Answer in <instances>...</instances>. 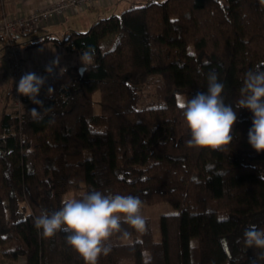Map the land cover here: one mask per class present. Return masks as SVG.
Returning a JSON list of instances; mask_svg holds the SVG:
<instances>
[{"label":"trees","instance_id":"obj_1","mask_svg":"<svg viewBox=\"0 0 264 264\" xmlns=\"http://www.w3.org/2000/svg\"><path fill=\"white\" fill-rule=\"evenodd\" d=\"M21 32L30 37L19 43L13 36L20 50L52 43L90 52L93 66L55 67L37 97L43 109L21 96L24 112L14 115L7 93L0 111V248L7 259L84 264L65 232L45 238L34 220L59 210L70 191L73 198L100 191L173 210L160 213L155 227L146 218L145 234L122 225L130 235H114L98 264H264V250L243 239L251 225L264 230V152L248 143L252 113L237 110L225 149L190 147L178 99L206 91L215 72L235 108L245 73L264 70V0H141L85 31ZM143 85L154 89L143 92ZM33 108L42 119L33 120Z\"/></svg>","mask_w":264,"mask_h":264},{"label":"clouds","instance_id":"obj_2","mask_svg":"<svg viewBox=\"0 0 264 264\" xmlns=\"http://www.w3.org/2000/svg\"><path fill=\"white\" fill-rule=\"evenodd\" d=\"M80 61L82 72H88L93 66V56L88 51L82 52ZM58 65L57 57L46 66V73L52 75ZM46 80V76L26 72L21 76L16 90L43 109V102L37 97ZM53 92L52 87L47 89L49 97ZM223 93V83L212 72L207 76L206 91H198L191 98H182L181 110L190 134L188 146L225 149L234 139L237 110L243 108L253 115L248 143L257 153L264 152V70L245 73L235 108L225 102ZM29 113L33 120L43 118L42 112L36 108ZM261 179L264 180V177ZM143 207V201L138 196L91 191L80 198L64 199L59 210L51 214L42 211L35 217L34 226L45 238L54 237L60 231L65 232L67 245L82 257L84 264H98L101 255L106 256L111 251V238L114 235L120 234L121 238L130 235L122 225H128L139 234L146 233L147 219L143 215ZM243 239L247 247L264 250V230L257 229L255 225L245 229Z\"/></svg>","mask_w":264,"mask_h":264},{"label":"built area","instance_id":"obj_3","mask_svg":"<svg viewBox=\"0 0 264 264\" xmlns=\"http://www.w3.org/2000/svg\"><path fill=\"white\" fill-rule=\"evenodd\" d=\"M112 1L114 0H49L45 6H39L28 11L18 10L0 17V36L7 40L8 49L6 55L12 79L10 100L7 108L14 115L24 112L21 95L17 92L16 88L22 73L31 68L33 60L32 56L31 58H27L14 44L13 36L24 30L46 27L49 24L59 22L67 15L94 6L108 5ZM42 71L43 75L47 78L57 74L56 68H54L52 75H48L44 67Z\"/></svg>","mask_w":264,"mask_h":264},{"label":"crops","instance_id":"obj_4","mask_svg":"<svg viewBox=\"0 0 264 264\" xmlns=\"http://www.w3.org/2000/svg\"><path fill=\"white\" fill-rule=\"evenodd\" d=\"M136 1L141 0H115L113 3H110L108 5L94 6L85 10H80L71 15L65 16L62 20L57 23L47 25L45 29L60 35L65 34L69 29L85 30V28L87 29L89 25L98 17L106 16L114 12L117 13L118 10H123L124 8L128 7ZM48 2L49 0H0V17L5 14L14 13L18 10L28 11L39 6H45ZM37 33H41V30L34 31L32 35ZM16 35V41L19 43L24 41L26 38L30 37V34H25L23 32H19ZM1 45H5L3 49L5 50L6 56V50L8 49V47L6 45L5 39L2 37H0V46ZM60 48L62 50L60 53L61 55H65V53H72L70 51H65L62 46H57L52 43L30 49L21 48V51L25 56H28L32 53L36 54V52L38 51L42 60H50L51 62L58 57L59 65L57 67H62V65L64 66L62 62L63 59H61V55L58 54V50H60ZM8 91H10L9 88L7 89V92L3 97V104L6 100Z\"/></svg>","mask_w":264,"mask_h":264},{"label":"rangeland","instance_id":"obj_5","mask_svg":"<svg viewBox=\"0 0 264 264\" xmlns=\"http://www.w3.org/2000/svg\"><path fill=\"white\" fill-rule=\"evenodd\" d=\"M114 1H112L111 3H113ZM120 12H121V10H118V13H120ZM85 30H86V28H85ZM85 30H79V31H85ZM3 47H5V45L0 46V108L3 105V97H4L5 93L7 92V89L8 88L10 89V87L12 85L11 69H10L8 57L5 56V50L3 49ZM61 51L62 50L60 48V50H58V52H59L58 54H60ZM36 55L32 53L26 57L31 58V56H32L33 65L31 67L33 68L34 71L37 72L38 76L43 77L44 75H43V71H42L43 68L42 67H44V69H45L46 66L51 63V61L50 60L49 61L48 60H42L38 51L36 52ZM61 59H63L62 62L64 65L72 63V62H81L80 61V55L75 54L73 52L72 53H65V55L62 54ZM153 89H154V87L152 85L151 86L143 85L141 88V90L143 92L144 91H151ZM98 95H99L98 91H95L93 94V98L95 100L94 105H95L96 110H98V108H99L98 102H97V99L99 97ZM182 98H183V96L179 94L178 99L182 100ZM73 192L74 191H70L69 193H67V195H66L67 198H69V197L73 198ZM172 210H173V207L170 204L164 203V202L163 203H157V204H151V205H144L143 215L146 218L150 219L149 223H151V225L155 227L157 224V218L159 217V214L162 212H167V211H172ZM23 262H24L23 258H19L16 262L10 261L9 259H7L3 255V248H0V263L23 264Z\"/></svg>","mask_w":264,"mask_h":264},{"label":"snow or ice","instance_id":"obj_6","mask_svg":"<svg viewBox=\"0 0 264 264\" xmlns=\"http://www.w3.org/2000/svg\"><path fill=\"white\" fill-rule=\"evenodd\" d=\"M179 106H180V107H182L183 105H182V104H180Z\"/></svg>","mask_w":264,"mask_h":264},{"label":"bare ground","instance_id":"obj_7","mask_svg":"<svg viewBox=\"0 0 264 264\" xmlns=\"http://www.w3.org/2000/svg\"><path fill=\"white\" fill-rule=\"evenodd\" d=\"M10 90H11V87H10Z\"/></svg>","mask_w":264,"mask_h":264},{"label":"water","instance_id":"obj_8","mask_svg":"<svg viewBox=\"0 0 264 264\" xmlns=\"http://www.w3.org/2000/svg\"><path fill=\"white\" fill-rule=\"evenodd\" d=\"M0 152H1V150H0Z\"/></svg>","mask_w":264,"mask_h":264}]
</instances>
